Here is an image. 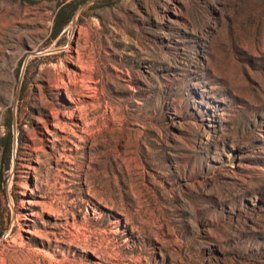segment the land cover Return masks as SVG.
Segmentation results:
<instances>
[{"label": "rangeland", "instance_id": "rangeland-1", "mask_svg": "<svg viewBox=\"0 0 264 264\" xmlns=\"http://www.w3.org/2000/svg\"><path fill=\"white\" fill-rule=\"evenodd\" d=\"M70 1L0 0V264H264V0Z\"/></svg>", "mask_w": 264, "mask_h": 264}, {"label": "trees", "instance_id": "trees-1", "mask_svg": "<svg viewBox=\"0 0 264 264\" xmlns=\"http://www.w3.org/2000/svg\"><path fill=\"white\" fill-rule=\"evenodd\" d=\"M76 1H70L59 5L57 15H55L54 25L51 39H56L62 33L65 26L72 20L76 14ZM6 132L4 137L0 139L1 160L4 167H8L9 159L12 154V146L14 145V134L11 123L5 125ZM3 167V168H4Z\"/></svg>", "mask_w": 264, "mask_h": 264}]
</instances>
